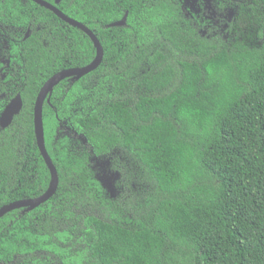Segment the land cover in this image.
<instances>
[{"label": "trees", "instance_id": "16d2710c", "mask_svg": "<svg viewBox=\"0 0 264 264\" xmlns=\"http://www.w3.org/2000/svg\"><path fill=\"white\" fill-rule=\"evenodd\" d=\"M46 1L103 57L44 101L58 185L0 217V264H264V0H219L234 15L209 28L196 0ZM94 56L51 10L0 0V113L22 98L0 127V207L47 189L37 93Z\"/></svg>", "mask_w": 264, "mask_h": 264}, {"label": "water", "instance_id": "95a60500", "mask_svg": "<svg viewBox=\"0 0 264 264\" xmlns=\"http://www.w3.org/2000/svg\"><path fill=\"white\" fill-rule=\"evenodd\" d=\"M33 1L51 10L63 21L85 32L86 35H88V37L91 39L92 43L94 44L96 53L94 58L88 64L80 67L64 68L51 75L40 87L34 102L33 124H34V132H35L37 146L50 172V182L47 189L42 194L36 197L15 200L2 205L0 207V217L3 216L8 211H11L16 208H20V207L33 208L34 206L46 201L55 192L58 185V174L46 150L45 142H44V127H43V115H42L44 101L46 100V98L48 100V96L51 94L53 87L57 83H59L62 79L69 76L79 78L80 76L96 69L97 66L101 63L103 57V48L101 46L99 39L86 25H84L80 21H77L67 16L65 13L59 10L54 4L49 3L46 0H33ZM59 1L60 0H55L56 3H58ZM126 16L127 13H125L120 20L112 22L109 25L110 26L122 25L126 20ZM26 36H28V33H26ZM21 108H22V98L20 93H17L14 97L10 99V101L5 105L4 109L0 113V127L5 128L6 126H8L11 123L14 115L19 113Z\"/></svg>", "mask_w": 264, "mask_h": 264}, {"label": "flooded vegetation", "instance_id": "af4514ba", "mask_svg": "<svg viewBox=\"0 0 264 264\" xmlns=\"http://www.w3.org/2000/svg\"><path fill=\"white\" fill-rule=\"evenodd\" d=\"M210 3H212V5L210 6ZM221 3L219 2V0H196L195 5L197 7V12L196 14H191L190 18H194V16H196L197 18H200V22L208 28L210 27V23L205 22L204 18H210L216 19V24L219 23V21L221 22V19H228L231 18L234 15L233 10L229 11L228 17H226L224 15V11H222V7L220 5ZM55 5V4H54ZM56 6V5H55ZM57 7V6H56ZM127 13V12H126ZM202 15V17H201ZM72 18V17H71ZM74 19V18H73ZM76 20V19H75ZM78 21V20H77ZM67 23V22H66ZM125 23V22H124ZM123 23V24H124ZM69 24V23H68ZM122 24V25H123ZM71 25V24H70ZM219 26V24H218ZM220 27V26H219ZM205 28V27H204ZM222 31V29H218V31ZM203 34H207V28H205L203 31ZM26 33H29V30L26 31ZM88 36V35H87ZM26 37V34H25ZM91 40V39H90ZM95 53H96V49H95ZM74 67H78V66H74Z\"/></svg>", "mask_w": 264, "mask_h": 264}, {"label": "rangeland", "instance_id": "374dc122", "mask_svg": "<svg viewBox=\"0 0 264 264\" xmlns=\"http://www.w3.org/2000/svg\"><path fill=\"white\" fill-rule=\"evenodd\" d=\"M212 5V3H210V6ZM228 14H229V12H228V10H226V12L224 13V15L226 16V17H228ZM227 19V18H226Z\"/></svg>", "mask_w": 264, "mask_h": 264}]
</instances>
